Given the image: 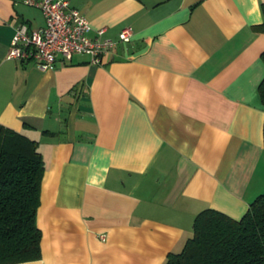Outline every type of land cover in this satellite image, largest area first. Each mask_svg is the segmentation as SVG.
<instances>
[{"label": "crops", "instance_id": "obj_1", "mask_svg": "<svg viewBox=\"0 0 264 264\" xmlns=\"http://www.w3.org/2000/svg\"><path fill=\"white\" fill-rule=\"evenodd\" d=\"M128 44L40 71L6 59L14 29L45 25L0 0V124L44 162L39 261L165 264L205 209L240 219L264 192L263 0H67Z\"/></svg>", "mask_w": 264, "mask_h": 264}, {"label": "trees", "instance_id": "obj_2", "mask_svg": "<svg viewBox=\"0 0 264 264\" xmlns=\"http://www.w3.org/2000/svg\"><path fill=\"white\" fill-rule=\"evenodd\" d=\"M263 22L255 30L264 34ZM264 64V52L260 56ZM264 106V77L258 86ZM264 149V121H263ZM44 162L38 144L0 124V264H24L41 258L36 223ZM165 264H264V192L238 220L213 210L198 213L192 237Z\"/></svg>", "mask_w": 264, "mask_h": 264}, {"label": "built area", "instance_id": "obj_3", "mask_svg": "<svg viewBox=\"0 0 264 264\" xmlns=\"http://www.w3.org/2000/svg\"><path fill=\"white\" fill-rule=\"evenodd\" d=\"M23 4L38 9L44 27L29 30L19 24L14 29L7 60L33 63L40 71L55 68L58 60L69 62L74 56H86L92 65L100 66L102 59L118 44H128L131 28L123 29L117 41L104 38V30H92L86 18L67 0H22Z\"/></svg>", "mask_w": 264, "mask_h": 264}]
</instances>
